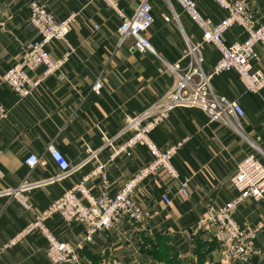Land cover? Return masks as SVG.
Segmentation results:
<instances>
[{
    "label": "crops",
    "instance_id": "obj_1",
    "mask_svg": "<svg viewBox=\"0 0 264 264\" xmlns=\"http://www.w3.org/2000/svg\"><path fill=\"white\" fill-rule=\"evenodd\" d=\"M31 1L0 0V78L23 58L26 45L37 37L29 21ZM40 1L58 19L77 14L68 36L75 52L63 68L65 78L57 74L45 77L30 96L20 97L7 84L0 83V102L8 109L7 117L0 118V264H53L47 254L48 239L39 231L12 247L4 245L36 213L89 175L99 161L106 163L110 192L114 194L150 160L144 146L135 147L130 157L121 154L111 160L113 148L105 144L103 135L113 139L115 147L124 144L129 137L123 133L125 116L152 105L171 85L173 76L163 60L185 64L188 40L202 38L200 27L177 0H149L155 21L147 36L156 54L135 50L131 36L121 39V20L102 0ZM118 1L131 15L143 0ZM197 1L205 17L214 22L225 17L215 0ZM245 1L257 20L263 22L264 0ZM246 36L242 27L235 26L224 39L235 43ZM65 49L59 41L49 46L54 57L62 56ZM258 51L256 65L264 70V46H259ZM203 52L204 68L211 71L220 53L210 44ZM43 70L39 67L32 74L41 76ZM98 79L102 81L99 94L93 91ZM212 84L218 93L243 106L244 130L264 153V89L248 92L233 69L216 74ZM152 136L161 147L182 142L174 159L180 179H173L165 170L145 179L136 192L144 220L123 219L95 234L91 242L84 244L83 264H239L214 238L205 218L210 207H219L236 196L231 177L237 163L254 152L253 146L233 128L211 121L200 108L173 110ZM51 143L75 170L61 182L48 183L59 172L47 151ZM31 153L42 156L45 164L30 168L24 160ZM185 178L190 180L189 196L180 191V180ZM24 182L30 184L24 194L33 203V210L24 209L14 195ZM88 185L98 192L101 180L91 177ZM164 195L170 203L164 201ZM235 215L241 226L252 233L248 263L264 264V198L245 201ZM47 225L57 238L73 244L84 240L87 228L83 222H68L59 215L48 219ZM163 249L169 254L167 260L163 259Z\"/></svg>",
    "mask_w": 264,
    "mask_h": 264
},
{
    "label": "built area",
    "instance_id": "obj_2",
    "mask_svg": "<svg viewBox=\"0 0 264 264\" xmlns=\"http://www.w3.org/2000/svg\"><path fill=\"white\" fill-rule=\"evenodd\" d=\"M115 10L120 18L118 32L121 39L131 36L134 38L133 48L139 52L156 54L147 32L154 24L153 6L149 0H143L135 12L127 14L119 5L118 0H102ZM189 18L202 31V38L189 41L184 50L185 64L181 61L169 63L163 60L165 69L169 71L173 80L168 90L156 102L141 112L127 114L123 133H128L126 142L119 147L113 145V139L103 135L106 145L113 148L111 160L124 154L133 155V149L144 146L150 160L127 178L120 189L112 194L111 182L106 163L99 161L96 168L71 188L66 189L48 207L35 214L34 219L12 237L4 247L16 245L29 234L39 231L49 242L47 254L53 264H83L82 250L86 243L91 242L94 235L111 228L123 219L133 222L144 220V210L136 200V192L143 181L165 170L173 179H180L174 159L182 147L177 142L166 147L159 146L152 136V132L166 122L171 112L177 108H200L207 113L211 121H218L233 128L241 134L254 148V152L244 156L238 163L236 172L231 177V184L236 190V196L219 207H210L205 218V224L211 229L214 237L225 252L236 263L249 264L252 253V233L241 226L236 218V211L240 204L247 200L258 202L264 198V153L258 143L247 136L242 118L245 109L237 101L218 93L212 84L216 74L228 70H236L247 91L258 93L264 89V70L256 65L260 58L259 46H264V21L259 22L253 11L249 10L245 0H215L225 11V17L220 22H214L205 17L197 0H177ZM29 21L35 30L36 38L26 45L24 56L12 64L0 78L1 84H7L20 97L33 94L41 86L45 77L53 74L61 79L65 78L63 68L70 56L75 52L69 41V33L77 14L71 13L66 18L58 19L46 3L32 0L29 3ZM177 18V15H175ZM167 20L170 16L166 17ZM235 26L242 27L247 36L243 41L227 43L225 33ZM95 28H98L96 25ZM59 41L66 49L62 56H52L49 46ZM213 45L220 53V58L211 71L204 68L205 45ZM162 59V58H161ZM43 67L41 76H34L37 68ZM102 81L96 80L93 91L101 92ZM8 109L0 102V118L7 117ZM47 151L51 160L59 169L58 174L48 180V183L61 182L75 170L65 154L53 143ZM96 156V153L93 154ZM30 168L45 164V159L39 154L31 153L25 160ZM97 176L101 180L98 192L88 185L91 177ZM188 178L180 180V191L189 196ZM30 184L24 182L14 195L26 210H33V203L24 194ZM165 202L170 203L167 195ZM55 215L61 216L68 222H83L86 224L84 240L73 244L62 241L55 236L47 225V220Z\"/></svg>",
    "mask_w": 264,
    "mask_h": 264
},
{
    "label": "trees",
    "instance_id": "obj_3",
    "mask_svg": "<svg viewBox=\"0 0 264 264\" xmlns=\"http://www.w3.org/2000/svg\"><path fill=\"white\" fill-rule=\"evenodd\" d=\"M215 239H216V238H215ZM162 252H163V253H162V255H163V259H166V260H167L168 257H169V254L166 253V249H163ZM159 255H161V254H159Z\"/></svg>",
    "mask_w": 264,
    "mask_h": 264
},
{
    "label": "rangeland",
    "instance_id": "obj_4",
    "mask_svg": "<svg viewBox=\"0 0 264 264\" xmlns=\"http://www.w3.org/2000/svg\"><path fill=\"white\" fill-rule=\"evenodd\" d=\"M215 238V237H214ZM197 245H199L200 246V242L198 241V243H197ZM198 247V246H197ZM198 259H200V258H198Z\"/></svg>",
    "mask_w": 264,
    "mask_h": 264
}]
</instances>
